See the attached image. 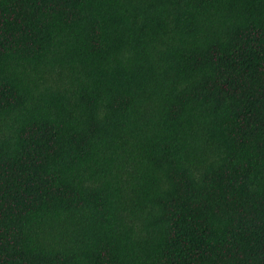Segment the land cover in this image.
<instances>
[{"label": "trees", "instance_id": "trees-1", "mask_svg": "<svg viewBox=\"0 0 264 264\" xmlns=\"http://www.w3.org/2000/svg\"><path fill=\"white\" fill-rule=\"evenodd\" d=\"M0 264H264V0H0Z\"/></svg>", "mask_w": 264, "mask_h": 264}]
</instances>
